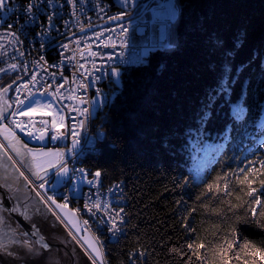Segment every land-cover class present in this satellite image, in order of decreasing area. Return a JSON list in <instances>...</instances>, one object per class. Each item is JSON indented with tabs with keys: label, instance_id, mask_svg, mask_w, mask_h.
<instances>
[{
	"label": "trees",
	"instance_id": "16d2710c",
	"mask_svg": "<svg viewBox=\"0 0 264 264\" xmlns=\"http://www.w3.org/2000/svg\"><path fill=\"white\" fill-rule=\"evenodd\" d=\"M177 1L170 47L122 69L95 117L106 138L84 164L127 195L107 259L264 264V164L230 151L264 98V0ZM18 78H1L0 93Z\"/></svg>",
	"mask_w": 264,
	"mask_h": 264
},
{
	"label": "built area",
	"instance_id": "2783aa9c",
	"mask_svg": "<svg viewBox=\"0 0 264 264\" xmlns=\"http://www.w3.org/2000/svg\"><path fill=\"white\" fill-rule=\"evenodd\" d=\"M168 7H175L176 22L177 0H20L10 4L8 18L0 21V79L16 73L20 79L7 101L5 122L22 138L32 140L38 139L21 132L12 121L30 122L26 132L34 136H39L37 130L44 127L50 132L51 145L63 148L70 147V129L75 126L80 146L66 159V178L55 171L40 182L32 180V184L47 202L51 197L71 208L100 249L106 237L116 242L123 236V198L121 182L105 186L102 175L96 176L97 172L84 164V150L97 154L106 138V132L95 125V98H101L103 111L110 99L112 69L145 66L151 53L159 51V42L168 28ZM49 93H55V97ZM37 96L42 103H52L55 110L51 116L19 115L17 109ZM60 110L62 125L57 115ZM54 118L57 128L51 124ZM40 121L49 123L42 125ZM54 134L58 135L56 140L51 139ZM78 173H87V181H78ZM55 185L51 192L44 191ZM97 201L100 210L92 207ZM113 218L118 231L112 227ZM103 260V264H111ZM134 263L132 260L129 264Z\"/></svg>",
	"mask_w": 264,
	"mask_h": 264
},
{
	"label": "water",
	"instance_id": "95a60500",
	"mask_svg": "<svg viewBox=\"0 0 264 264\" xmlns=\"http://www.w3.org/2000/svg\"><path fill=\"white\" fill-rule=\"evenodd\" d=\"M19 82L20 79L5 87L8 89L7 92H4L5 88L1 91L0 109L4 110L5 117L8 114L7 95ZM4 120L0 121V125ZM50 136V133L46 131L42 140H32L27 137L22 139L30 147L47 149L52 146ZM0 172L8 174L11 181L8 182L9 185L5 181H0V213L3 219L0 228L7 235L15 238L25 233L34 241L43 237L44 242L49 245L48 249H40L39 254L34 255L16 243L0 240V243L7 245L9 251L14 253V255H8L6 252H0V264H93L83 249L69 235L64 222L68 223L85 247L91 251L100 264H103L104 258L99 245L94 237L82 227L80 218L71 208L61 204L57 199H51L49 206L34 192L31 185L26 191L23 190L20 184L23 176L19 179L15 178L8 167H5V170L0 167ZM55 188L56 185L52 188H44V191L51 192ZM28 203L30 213L25 211L24 207V204ZM57 205L63 207H57ZM13 209L16 210L13 211ZM37 230L38 235H33ZM88 242L99 249L100 256L93 252Z\"/></svg>",
	"mask_w": 264,
	"mask_h": 264
},
{
	"label": "snow or ice",
	"instance_id": "6c2138e0",
	"mask_svg": "<svg viewBox=\"0 0 264 264\" xmlns=\"http://www.w3.org/2000/svg\"><path fill=\"white\" fill-rule=\"evenodd\" d=\"M132 2L134 3V0H132ZM125 3H128V0H125ZM5 5H6V0H0V9H3L5 7ZM31 7L32 6L29 5V8H28L29 12L31 11ZM176 14L177 13H176L175 8L172 7L170 9V12H169L170 18L174 19ZM93 55H95V53H93ZM12 67L15 68V65H13ZM116 75L118 76L119 74L116 73ZM32 79L35 80V77L33 76ZM61 87H62V85H61ZM7 90L8 89L5 88L4 92H7ZM56 92L57 93L59 92V88L56 89ZM43 95H45V93H39V96H43ZM48 95H51V96L55 97V93H49ZM39 96L30 98V101H29L27 107H24L23 109H17V111L19 112V115L24 116V115H27V114H29L31 112H35V111L43 109V108H47L50 111L55 110V109H53L52 103H42L41 100L39 99ZM57 98L58 99H63L64 97H57ZM24 103H25L24 101H20L21 105H24ZM62 111L63 110H60V111L57 112V115L59 117L60 125L63 124V120H64V117L62 115ZM84 111H86V110H84ZM15 114L16 113H13V115H15ZM5 118L6 117L4 115V110L0 109V121L4 120ZM237 118H239V113L237 114ZM12 123L17 128H19L21 132L25 133L26 135H28V136H30V137H32L34 139H38V140H42L43 139V133L46 130L44 127H41V128H39L37 130L40 133L39 136H34V134L32 132H30V131L26 132L27 125L30 122H21V121L13 120ZM40 123L42 125H47L49 122L48 121H40ZM51 124H52L53 128H57L58 127L57 120L55 118L51 121ZM0 132H2L4 134L5 140H8L9 145L11 146L12 150L17 153V155H21V156H24V157L31 156L32 165L30 166V169H31V167H35L37 169V171L34 173V175H37L38 178L43 180L44 177L40 176L39 172H40V170H43L45 172V175H46L48 167H55L57 173H59V174H67L68 169L66 167L65 153L64 152H55V153H53V152H43V151H41V152L36 153V152H33L32 149H27V145L26 144H22V142L19 141V138L16 137L15 133L12 132L8 128L7 125H4L3 128L0 129ZM70 133H71V136L73 138V149H75L76 145L79 143V141L75 139V137L77 136V131H76L75 126H73L70 129ZM57 138H58V135H56V134H54L51 137L52 140H56ZM13 141H16L17 143H21L22 147L27 149V152L24 153V152H21L19 149H17L16 143H13ZM3 147H4V145L0 144V148H3ZM44 157H51V159L48 161L47 165H44L42 163V158H44ZM21 175H23V173H21ZM95 175L99 176L100 173L97 172ZM89 183H92V181H89ZM41 187H43V184H41ZM48 199L51 200L52 198L48 197ZM255 203L258 204V203H260V201L257 199L255 201ZM57 207H63V206L57 205ZM85 207L88 209V211H91V208H88V205H85ZM92 207L96 208L97 210H100L101 205H100L99 201H97L96 203H94L92 205ZM15 210L16 209H13V211H15ZM121 211H122V209H121ZM107 214H108V212H107V210H105V215H107ZM85 223H87V221H85ZM73 226H75V225H73ZM112 227H113V229H116L117 231L119 230V229L116 228L115 218H113ZM27 235L28 234L25 233V236H27ZM33 235H38V230H37L36 233H33ZM19 243H20V245L22 247L26 248L29 253L34 254V255H38L40 249H45L46 250V249L49 248V245L46 242H44L43 237H39L34 242L25 239V240L19 241ZM88 246L90 248H92L93 252H95L97 254V256H100L99 249L96 248L92 243L88 242ZM190 247H191V245H190ZM200 247H203V245H200ZM0 252H6L8 255H14L13 252L9 251L8 246L5 245V244H2V243H0ZM92 259H93V264H96L95 258H92Z\"/></svg>",
	"mask_w": 264,
	"mask_h": 264
},
{
	"label": "rangeland",
	"instance_id": "374dc122",
	"mask_svg": "<svg viewBox=\"0 0 264 264\" xmlns=\"http://www.w3.org/2000/svg\"><path fill=\"white\" fill-rule=\"evenodd\" d=\"M10 6V0H6V5L3 9H0V12L2 13L3 18L0 19V21H4L6 20V18H8L9 16V12H8V7ZM122 69H118V68H114L111 71L112 74V82L113 84L116 85V91H118V87L122 86V79H121V74H122ZM116 73H118L119 75L117 76ZM13 90V89H12ZM12 90L10 92H12ZM9 92V93H10ZM8 93V94H9ZM0 99H1V93H0ZM7 101H8V95H7ZM100 104H101V98L98 96L95 98V103H94V110H95V114L96 116L98 115L99 111H100ZM27 107V106H25ZM24 108V107H23ZM22 108V109H23ZM52 112L49 110H45V109H40L37 110L35 112H31L27 115L29 116H51ZM4 125H7L8 128L15 133L16 137L19 138V141L22 142V144H25L23 142V139L20 135H18L4 120V122L0 125V129L3 128ZM49 132V131H48ZM50 133V132H49ZM13 143H16V147L17 149H19L21 152L26 153L27 149H32L33 152H63V150L66 151L65 153V162L68 156L72 155V153L74 151H76L80 146H78V144L76 145V148L73 149V139H71V145L70 147L67 148H63V147H57V146H51L50 148H33L27 145V149L23 148L21 143H17L16 141H13ZM0 144H3L4 147L0 148V167L2 168V170H5V167H8V169L11 171V175L14 176L15 178H21V176H23L24 178L21 179V186L23 189H27L29 185H31V187L34 188V185L32 184V180H36L37 182H40L39 180H41L40 178L37 177V175H33L31 173V169L30 166L32 165V158L31 156H21V155H17V153L15 151L12 150L11 146L9 145L8 140H5L4 138V134L2 132H0ZM71 150V151H70ZM51 159V157H44L42 158V163L44 165H47L48 161ZM13 166H16L15 168H13ZM34 168L35 171H37V169L35 167H31ZM56 168L55 167H48L47 168V174L45 175V172L43 170H40L39 175L43 176L44 178L47 177L50 173L55 172ZM21 173H23V175H21ZM63 178H66L68 175L67 174H62ZM35 189V188H34ZM36 190V189H35ZM36 192L38 193V191L36 190ZM38 196H40V198L44 201H46L44 198L41 197V195L38 193ZM47 202V201H46ZM47 204L50 206V203L47 202ZM2 215L0 213V226L2 224ZM65 227L67 228V231L69 233V235L74 239V241L83 249V251L85 252V254L87 255V257L93 262L92 258H95V256L91 253V251H89L84 243L79 239V237L75 234V232L71 229V227L68 225L67 222H64ZM83 227V226H82ZM84 228V227H83ZM85 229V228H84ZM86 230V229H85ZM87 231V230H86ZM0 232H1V239L2 241H6V242H13L16 243L18 245H20L19 241L22 240H30L33 241L34 240L32 238H30V236H25V235H21L22 238H15V237H11L9 235H7L1 228H0ZM89 232V231H88ZM18 233V232H17ZM90 233V232H89ZM91 234V233H90ZM92 235V234H91ZM95 239V238H94ZM96 240V239H95ZM97 242V241H96ZM98 244V242H97ZM99 245V244H98ZM21 246V245H20ZM22 247V246H21ZM100 247V245H99ZM96 264H99V261L95 258Z\"/></svg>",
	"mask_w": 264,
	"mask_h": 264
},
{
	"label": "bare ground",
	"instance_id": "6f19581e",
	"mask_svg": "<svg viewBox=\"0 0 264 264\" xmlns=\"http://www.w3.org/2000/svg\"><path fill=\"white\" fill-rule=\"evenodd\" d=\"M171 8L172 7L167 8V25H168V28H167V31L165 33L163 41L159 42V50H165V49L170 47L172 26L175 23V18L172 19V18H170V15H169ZM89 155H91V150H84V158H87ZM78 181H87V173H78ZM121 197L123 198L121 220L123 221L122 233L124 235L126 232V224H127V213H126L127 195H126V186H125L124 182H121ZM107 241L115 242V240H113V237H106L105 240H103L101 243V252L103 254V258L106 261H109L107 259V253H106V242ZM145 261H146V259H145Z\"/></svg>",
	"mask_w": 264,
	"mask_h": 264
},
{
	"label": "flooded vegetation",
	"instance_id": "af4514ba",
	"mask_svg": "<svg viewBox=\"0 0 264 264\" xmlns=\"http://www.w3.org/2000/svg\"><path fill=\"white\" fill-rule=\"evenodd\" d=\"M7 175L8 174H6V173L1 174V172H0V178H1L0 181H5L7 184H8V182H11L10 179H9V176H7ZM31 188L34 190V192H36V190L33 187H31ZM24 207H25V211H27L29 213L31 212V209H29L30 208V204L29 203L28 204H24ZM15 229H16V227H15ZM20 238H22L21 235H20Z\"/></svg>",
	"mask_w": 264,
	"mask_h": 264
},
{
	"label": "crops",
	"instance_id": "0c3cea01",
	"mask_svg": "<svg viewBox=\"0 0 264 264\" xmlns=\"http://www.w3.org/2000/svg\"><path fill=\"white\" fill-rule=\"evenodd\" d=\"M36 171H35V169L34 168H31V173L34 175V173H35ZM36 176V175H35ZM24 191H26L27 189H23ZM38 194V193H37ZM40 197V196H39ZM42 201H44V200H42ZM45 203H46V201H44ZM0 234H1V232H0Z\"/></svg>",
	"mask_w": 264,
	"mask_h": 264
}]
</instances>
